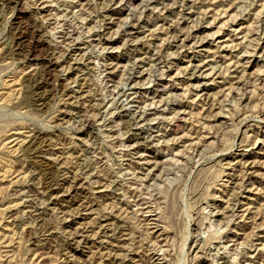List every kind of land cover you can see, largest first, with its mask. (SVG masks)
Wrapping results in <instances>:
<instances>
[{"label": "rangeland", "instance_id": "1", "mask_svg": "<svg viewBox=\"0 0 264 264\" xmlns=\"http://www.w3.org/2000/svg\"><path fill=\"white\" fill-rule=\"evenodd\" d=\"M0 264H264V0H0Z\"/></svg>", "mask_w": 264, "mask_h": 264}, {"label": "bare ground", "instance_id": "2", "mask_svg": "<svg viewBox=\"0 0 264 264\" xmlns=\"http://www.w3.org/2000/svg\"><path fill=\"white\" fill-rule=\"evenodd\" d=\"M35 21V20H34ZM36 24V23H35ZM21 33V32H20ZM20 36V35H19ZM17 43V42H16ZM32 57V56H31ZM51 71V70H50ZM53 71V70H52ZM53 77H54V75H53ZM50 78H52V77H50ZM50 79L48 78V81H49ZM50 84V83H49ZM88 86V85H87ZM89 87V86H88ZM86 88V87H85ZM91 89V88H90ZM88 90V89H87ZM92 96V95H91ZM88 97H90V96H88ZM92 98H94L93 96H92ZM92 98H90V99H92ZM90 101V100H89ZM90 108V107H89ZM90 110H91V114H93L94 112H96L95 111V108L92 106L91 108H90ZM84 123H85V125L86 126H90L91 125V120L90 119H86L85 121H84ZM40 136V135H39ZM39 138V137H38ZM36 140V139H35ZM52 172V171H51Z\"/></svg>", "mask_w": 264, "mask_h": 264}]
</instances>
